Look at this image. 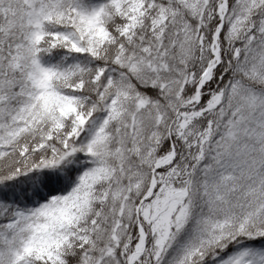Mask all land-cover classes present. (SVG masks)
I'll list each match as a JSON object with an SVG mask.
<instances>
[{
	"label": "snow or ice",
	"instance_id": "snow-or-ice-1",
	"mask_svg": "<svg viewBox=\"0 0 264 264\" xmlns=\"http://www.w3.org/2000/svg\"><path fill=\"white\" fill-rule=\"evenodd\" d=\"M0 264H264V0H0Z\"/></svg>",
	"mask_w": 264,
	"mask_h": 264
}]
</instances>
